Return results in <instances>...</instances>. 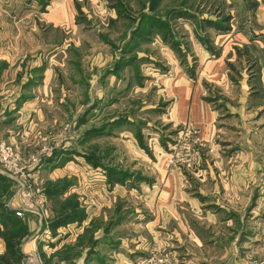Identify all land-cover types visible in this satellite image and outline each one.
Instances as JSON below:
<instances>
[{"label": "rangeland", "instance_id": "rangeland-1", "mask_svg": "<svg viewBox=\"0 0 264 264\" xmlns=\"http://www.w3.org/2000/svg\"><path fill=\"white\" fill-rule=\"evenodd\" d=\"M15 2L0 145L25 175L0 181V264H82L97 244L139 246L135 264H179L182 244L204 246L197 264H264V0H71L68 23L59 0ZM182 77L217 111L208 138L174 121ZM163 174L192 202L155 211Z\"/></svg>", "mask_w": 264, "mask_h": 264}, {"label": "crops", "instance_id": "crops-1", "mask_svg": "<svg viewBox=\"0 0 264 264\" xmlns=\"http://www.w3.org/2000/svg\"><path fill=\"white\" fill-rule=\"evenodd\" d=\"M10 1V0H7ZM27 0H16L15 6H16V13L19 11H30V9L34 10V7L32 4H27ZM11 3V2H10ZM52 3V9L50 13H54V19L52 21L54 22H72V18H70V12H72L71 9V0H59V2H51ZM10 10V6L9 9ZM20 15V14H19ZM18 16V15H17ZM34 17V16H33ZM25 19L26 17H22ZM10 19L9 13L7 11L2 10L0 8V29L4 30V24ZM39 20V16H38ZM38 20H34L35 24H37ZM5 38L0 35V61L5 60L6 63L1 65L0 63V93H2L0 96H2L7 90L5 89L6 85H2L1 82L2 79L4 80L5 77L12 78L11 74L13 71L10 72V70H13V68H10L11 64L8 65L11 61H14L15 54H13V49L11 46L4 47L5 45ZM17 44V43H13ZM17 56V55H16ZM36 62V61H35ZM33 66H37L38 63H34ZM37 64V65H36ZM9 66V67H8ZM6 78V80H7ZM11 82L14 80L11 79ZM11 88V87H9ZM8 88V89H9ZM12 87V91H13ZM29 89V87H27ZM5 90V91H4ZM25 88H20L13 97H11L9 100H6V106H8L10 109H14L18 106L25 105V103L28 104V96L26 95ZM168 94L175 100L173 104V118L174 121L179 124H185V123H194L195 125H198L200 127V135L202 137L208 138L209 133L208 130L211 129L212 124L214 123V120L217 118V111L215 112L211 107L210 104L204 102V91L203 89L197 85L192 83L191 81L187 80L186 78H177L171 85H169L168 88ZM3 99L0 98V102H2ZM23 107V106H22ZM160 171V176H161ZM162 177L164 178V181L158 180V184L160 185L157 189L158 196H155L153 198V203L155 204L154 209L155 211H174L177 210L176 207L183 202L188 201L190 197L182 191L181 186L178 184L177 179L175 177L163 174ZM182 198V199H181ZM192 202V201H191ZM156 217H159V215H156ZM178 217V216H176ZM89 219V218H88ZM156 221V219H155ZM143 247V246H142ZM140 248L139 246H133L131 247L129 244H97L95 248L89 249L88 253H99L94 255V259H92V255L89 256L87 259V256L85 254L84 260L82 264H135L134 259L137 255L140 254L141 250H138ZM182 248L184 251V254L186 255L185 258H182L181 262L179 264H197V259L194 253L198 251H203L202 245H185L182 244ZM207 250V249H206ZM129 253L127 256H125V253ZM124 253V254H123ZM99 257V259L97 258ZM191 259V260H190Z\"/></svg>", "mask_w": 264, "mask_h": 264}, {"label": "built area", "instance_id": "built-area-1", "mask_svg": "<svg viewBox=\"0 0 264 264\" xmlns=\"http://www.w3.org/2000/svg\"><path fill=\"white\" fill-rule=\"evenodd\" d=\"M0 167L2 168V170H0L1 174L8 176L12 179H15V180H17L16 177L18 175H25V172H24L25 166L23 165V162L21 161V159H19L18 156H14L11 147L7 146L4 143L0 145ZM28 204H29L28 208L29 209L32 208L33 205L30 201ZM35 205H36V202L34 203V206ZM39 206H41V203H39ZM22 210L27 211L28 209L25 205L23 209L17 208L16 215L19 217H22L24 215ZM39 218L42 223L48 224L49 215L40 213Z\"/></svg>", "mask_w": 264, "mask_h": 264}, {"label": "trees", "instance_id": "trees-1", "mask_svg": "<svg viewBox=\"0 0 264 264\" xmlns=\"http://www.w3.org/2000/svg\"><path fill=\"white\" fill-rule=\"evenodd\" d=\"M2 180H6V177L4 176V175H2V174H0V181H2ZM3 182V181H2ZM52 191H53V193H54V191L55 190H53L52 189ZM60 192H61V190H60ZM59 193V191H57V192H55L54 193V195H56V194H58ZM15 219H19L20 220V218H18V217H15V216H13ZM79 219H82V218H79ZM71 220H76V219H71ZM70 220V221H71ZM65 222H67V221H65V220H63V218L62 219H59L53 226H52V229L53 230H56L59 226H61L63 223H65Z\"/></svg>", "mask_w": 264, "mask_h": 264}]
</instances>
